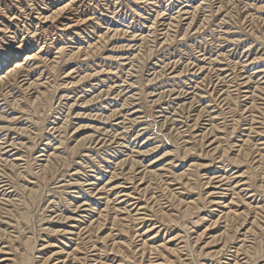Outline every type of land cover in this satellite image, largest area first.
Masks as SVG:
<instances>
[{"label":"rangeland","instance_id":"374dc122","mask_svg":"<svg viewBox=\"0 0 264 264\" xmlns=\"http://www.w3.org/2000/svg\"><path fill=\"white\" fill-rule=\"evenodd\" d=\"M0 264H264V0H0Z\"/></svg>","mask_w":264,"mask_h":264}]
</instances>
